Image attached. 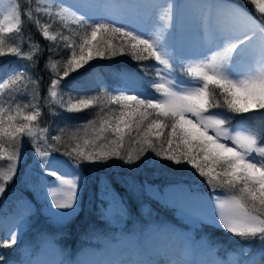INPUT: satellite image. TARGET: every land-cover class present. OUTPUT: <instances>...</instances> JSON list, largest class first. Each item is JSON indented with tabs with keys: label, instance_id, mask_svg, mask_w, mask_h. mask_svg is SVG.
I'll return each mask as SVG.
<instances>
[{
	"label": "snow or ice",
	"instance_id": "snow-or-ice-1",
	"mask_svg": "<svg viewBox=\"0 0 264 264\" xmlns=\"http://www.w3.org/2000/svg\"><path fill=\"white\" fill-rule=\"evenodd\" d=\"M32 3L33 0H28L23 13L19 4H13L0 19V34L15 32L23 44H29L31 37L26 40L23 31L24 17L37 26L43 40L51 42L47 49L29 44L32 50L25 53L20 43L5 47V40L0 36V57L15 56L32 62L8 70L6 77L0 80V93L7 90V96L0 97V149H3L5 142L11 148L6 157L9 162L7 170H0V197L17 176L25 137L32 142L44 174L56 176L61 186H67V190L59 194L58 187L45 189L52 207L66 210L73 209L77 202L79 178L65 180L49 170L47 162L51 154L62 153L76 167L82 163H106L112 159L122 160L129 165L138 163L142 159L139 152L135 159L131 154L127 158L121 155V142L125 134L131 136V131L139 134L140 129L145 127L148 133L155 131L157 137L166 135L169 146L175 139L182 150L165 154L157 151L151 140L145 141L144 149L151 150L160 160L195 168L198 176L204 178L209 186L211 198L218 201V207L222 209L218 221L221 227L233 236L252 238L261 245L255 256L242 252V258L236 264H264V146H260L264 143V131L260 133L259 140L255 134L230 136L227 130L229 120L210 114L212 109L217 108L238 115L264 110V0H245L258 14L251 19L233 8L226 9V16L218 14L210 17L204 13L210 12L212 6L184 0H139L137 3H127L126 0H82L79 5L67 7L63 6V0H55V11L53 4H42L36 0L35 7H32ZM81 9L86 12L77 16L76 12ZM189 10H193L191 14ZM221 11L218 9V13ZM88 13L100 18L92 19ZM68 15L73 16L75 24L83 28L78 44L63 32L50 34L51 22L57 18L63 21ZM119 16L127 17L128 22L117 26L115 19H105ZM42 17L48 20L41 23ZM145 27L152 33L147 38L143 31ZM99 33L118 36L122 43L115 47L111 39L98 41ZM124 48H128L134 60L154 59L169 71L173 60L180 63L181 69L185 68L184 61H189L187 74L199 81V85L177 89L173 84L166 86L165 82L153 81L155 92L161 94L163 99L124 92L113 96L111 102L120 106L119 114L114 115L111 121L105 120L101 128L102 132L111 130L118 138L115 141L117 147L111 151L96 145L87 150L72 148L61 152L55 143L60 141L59 135L52 137L54 143L49 144L47 149L42 148L41 138L47 139L49 129H40L34 123L41 116V105L39 102L25 105L17 102L29 93L32 100L38 101L35 87L40 83V78L31 74L33 66H38L39 59L43 58L45 69L51 65V71L56 73L46 90L45 103L51 109L57 103V89L61 81L66 80L70 73L79 71L94 58H113L125 54ZM62 49L70 50L71 54L64 63L61 76L56 72L57 64L52 57ZM160 78L164 79L162 76ZM60 104L64 106L63 102ZM92 106L103 108L99 98H92L69 101L64 110L79 112ZM152 115L156 119H150ZM164 118L169 121L167 125ZM165 128H170L167 134ZM85 144L91 145L92 141L86 140ZM254 154H258L259 158H253ZM197 157L200 162H197ZM0 158H4L3 151H0ZM105 180L100 182L101 192L116 201L119 194ZM124 186L132 195L140 192V184L132 177L126 178ZM148 187L152 186L145 184V188ZM32 188L40 190L37 185L30 186V190ZM168 188L186 191L185 186L179 183L170 184ZM218 189H228L233 194L229 199L221 200L216 194ZM194 198L199 199L200 194ZM117 202L125 204L122 197ZM17 243L18 236L13 232L0 243V247L13 248ZM4 259L0 255V260ZM140 264H144V261ZM202 264L215 262L205 261Z\"/></svg>",
	"mask_w": 264,
	"mask_h": 264
},
{
	"label": "trees",
	"instance_id": "trees-1",
	"mask_svg": "<svg viewBox=\"0 0 264 264\" xmlns=\"http://www.w3.org/2000/svg\"><path fill=\"white\" fill-rule=\"evenodd\" d=\"M16 1L20 5L21 13H23L26 10L28 0ZM230 1L238 3L255 17L258 16L253 7L245 3V0ZM35 4L36 2L33 0L32 7H35ZM22 19L25 39L31 37L29 44L47 49L51 42L41 38L36 25L28 21L27 18L22 17ZM47 20V17H42L41 23ZM51 23L54 35L63 32L65 36L70 37L72 42L79 43L83 34L81 26L59 20H54ZM0 36L5 40V47L20 43L25 53L32 50L29 44L21 42L15 32L11 34L2 33ZM112 38L121 41L118 36H109L108 39ZM70 54V50L62 49L58 55L52 57V61L57 64L56 72L61 76L64 63L70 57ZM45 55H47V52ZM29 63L32 62L18 59L15 56L0 57V79L7 75L8 70ZM155 63L154 59L136 61L129 52L113 58H94L85 67L70 73L66 80L61 81V86L58 88L59 104L56 103L51 109L48 108L46 114V111H43L44 104H46V90L50 85V81L55 78L56 73L51 71V65L46 70L44 59L40 58L38 66L34 65L32 70L34 76L40 78V83L35 87L38 101L32 100L31 93H29L19 98L17 102L21 105L39 102L41 109H43L38 121L34 123L40 129H49L51 123L58 125L56 130L53 129V133H47L46 140L43 137L41 138L42 148L47 149L49 144L54 143L52 137L59 135L61 139L55 143L60 147L61 152L72 148L87 150L96 145L111 151L112 148L117 147L115 141L118 138L111 130L102 132L101 128L104 126L105 120L111 121L114 115L119 114L120 106L112 103L111 99L108 98L109 93H107L108 90L106 91L105 85H112L114 78L118 76H140L146 94L154 96L158 94L153 86L158 71L154 67ZM186 75L183 73L181 76L178 73L179 77L188 78ZM92 98H99V103L103 105V108L92 106L79 112H68L64 110L65 108H59L61 107L60 102L64 103L69 100L75 102L79 99ZM4 106L7 107V104ZM221 110L217 108L211 111L221 112ZM23 111H27V109H23ZM232 117L235 120L241 118L250 120L230 121L231 128L235 123L244 122L248 124L246 126L253 133L259 136L264 131V110L261 113L255 111L242 115L233 114ZM150 119H156V116L152 115ZM164 123L167 125L169 121L164 118ZM164 131L167 134L170 128H165ZM86 140L92 141V144L86 145ZM146 140H151L155 149L165 154L182 150L177 146L178 141L175 139L173 144L169 146L166 135L157 137L155 131L148 133L145 127L140 129L139 134L135 131H131V136L125 134L120 149H126L127 155L131 154L133 159L137 155L136 151L142 157L137 163L141 167V173H127V177L136 178L137 183L143 187V198L138 200L136 195L129 193L126 186H124L127 178L123 177L125 173L107 169V162L100 167L92 163H82L80 167L83 177L78 191V212L69 224L65 234H54V238H52V235L48 236L49 243H45L43 239H40V237L45 236L41 235V229L42 226L47 224L48 214L51 211V201L45 189L50 184H54L57 178L56 176L45 175L41 169L40 161L31 156L19 172L18 178L15 179L14 182L16 183L10 184L6 193L0 199V243L7 239L18 225H24L25 230L18 235L16 246L13 248L0 247V255L5 257L4 260H0V264H23L25 259L36 264L48 256L56 258L63 264H83L92 258L106 255L111 248V252H115L123 245L135 248L147 247L164 236H192L196 241L203 240L205 245L200 254L214 252L226 261L233 260L237 262L242 258V252H247L249 256L257 255L261 248L258 241L252 238L244 239L233 236L225 231L221 225L220 227H213L210 221H201L200 231L192 232V226L179 215V209L174 205L172 199L167 196L168 185L171 184L167 180V172L169 170L176 171L175 173L180 172L183 179L179 182L187 188L191 195L200 193L208 195L212 199L209 186L204 182V178L198 176L195 168L186 164L175 165L170 161L160 160L155 157L151 150H145L144 143ZM9 147L10 145L5 142L3 149H0V151H3L5 155ZM51 155L73 162L60 152H54ZM127 155H125V158H127ZM197 162H200L199 157H197ZM2 165L4 166V161L0 158V166ZM164 166L167 168H163ZM157 171L159 174L162 172L164 174L155 176ZM43 176L46 177L43 178ZM102 179H106L105 183L110 182L115 193L119 194L116 201L122 197L125 202L124 205L120 204L124 216L121 224H114L109 218L113 200L109 196H104L101 192L100 182ZM145 184L152 187L145 188ZM32 185L39 186L40 190L36 191L35 188L30 190ZM217 192L222 196L233 194L228 189H218ZM189 211L195 212L194 210Z\"/></svg>",
	"mask_w": 264,
	"mask_h": 264
},
{
	"label": "rangeland",
	"instance_id": "rangeland-1",
	"mask_svg": "<svg viewBox=\"0 0 264 264\" xmlns=\"http://www.w3.org/2000/svg\"><path fill=\"white\" fill-rule=\"evenodd\" d=\"M49 1L50 0H40L42 4H49ZM226 1H229V0H226ZM14 2L15 4H17L16 0H14ZM9 3L11 4L10 0H0V19H3V14H6L7 4ZM233 3L236 5V7L233 5H229V6L225 5L222 8L225 11L227 8H233V9H237L240 12H242L240 10L242 9L243 11L245 10L248 13V15L250 16L252 15V13H250L247 9H245L238 3L234 1ZM50 4L54 5L53 7L54 11L57 10V8L55 7V3H50ZM63 6L66 7L64 3H63ZM82 12H86V10L81 9L79 12H77V16L80 15ZM88 14L92 16V19L100 18V17H97L95 14H92V13H88ZM244 15L246 14L244 13ZM251 17H255V16L252 15ZM74 19L75 18H71L68 15L65 18V20H63V22L78 26L75 24ZM105 19L106 20L115 19V21L118 23L117 26H119L121 23H124V20H122L120 17H105ZM56 20H59V18H57ZM143 31H144L145 38L151 35L150 32L146 31L145 29H143ZM4 34H11V33L5 32ZM50 34L54 35L52 29H50ZM108 38L109 36L104 33H99L97 35V40L100 39V41L107 40ZM111 40H112V44L115 47L120 46V43L122 41V40L118 41L119 39H113V38ZM127 49L128 48H124L125 53L129 52ZM187 63H189V61H184L185 68L181 69L180 63L176 60H173L172 69L169 71L165 69L163 65H159L156 62L154 67L159 71L160 75L157 76L155 82L157 83L165 82L166 86L168 84H173L177 89H180V88L187 89L190 87L198 86L199 81H196L194 78L190 77L187 74V71H186ZM178 73H180L181 76L183 73H185L187 74L186 76L188 78L179 77ZM31 74L34 75L33 72ZM133 75H136V74H133ZM161 76L164 78L163 80H161L160 78ZM5 77L6 75L0 80L4 79ZM105 89L106 91L108 90L107 93H109L108 94L109 99H111L115 95H119L121 92H124L125 94H128V95L140 94L145 98L163 99V96L161 94H156L154 96L147 95L143 87V82L140 76H118L114 78V83L112 85H109V86L105 85ZM6 96H7V90H4V92L0 93V97H6ZM46 99H47V96H46ZM59 100L60 99H59V93H58L57 103L59 102ZM69 101H72V100H69ZM69 101L64 102L63 103L64 106L59 107V108L60 109L66 108L67 103ZM49 103L51 102L49 101ZM44 106L45 108L44 109L42 108V109L44 112L46 111V114H47L49 107L47 106V103L44 104ZM261 111L262 110H258V113H261ZM227 113L228 112L226 109H222L221 112L220 111L210 112V114H217L221 118H227L229 120V124L227 125V130L230 136H235L238 133L243 134V135L255 134L258 136V140L260 139V136L256 133H253L249 129V127L246 126L248 124L244 122L235 123L232 126V128L230 126V121H249L250 119L241 118V119L235 120V118L232 117L233 113H228V114ZM42 122L44 123V121ZM57 128H58L57 124L51 123L48 133L49 134L53 133L52 132L53 129L56 130ZM31 143L32 142L28 138L26 137L24 138V142L22 145V161L20 163L19 171L17 173L16 178H18V176L20 175L19 172H21V170L24 167V164L31 156L34 159H38L36 157V154L34 152V149ZM229 143L231 142L229 141ZM260 146H264V144L261 143ZM10 150L11 148L9 147L6 154L4 155V158H2L4 161V166L3 165L0 166V170H4V171L7 170L9 162L7 161L6 157L10 153ZM120 152H121V155L123 156L127 155L126 149H120ZM136 152L138 153V151ZM253 158H259L258 154H254ZM108 162L106 166L107 169L118 170L119 173L123 172L125 173L123 177H127L128 176L127 173H131V174L141 173L140 171L141 167L138 166L137 163L129 165V164H125L124 161L119 160V159H112V160H109ZM92 164L100 167L102 166L103 163H92ZM47 168H49L51 171L55 173H58L59 176L64 178L65 180H72L77 177L79 178L78 179V190H77V200H78V191L82 184V177H83L81 167L80 166L76 167L73 162H70L64 158L51 155L47 162ZM163 168H167V167L164 166ZM175 172L176 171L169 170L167 172L168 173L167 180H169L171 184H174V183L181 184L179 180H182L183 176H181L180 172H177V173ZM163 174H164L163 172L159 174L157 171L155 173V176H159ZM45 177L46 176H43V178ZM15 179L10 184L13 185L14 183H16L14 182ZM10 184L7 185V188ZM48 187H53V188L58 187L57 188L58 194L61 191L67 190V186L66 185L61 186L60 181L58 179L55 180L54 184H50V186ZM143 192H144L143 187L141 186L140 192L136 195L137 196L136 199L141 200L144 196ZM196 194H200V193H195L194 195H191V193L187 191V188H186V191H172L169 189L167 196L170 197V199H172L174 205L179 209V212H178L179 215L192 226V232L200 231L201 221H206V222L210 221V224L213 225V227L215 226L220 227V224L218 223V221H219V217L222 212V209L218 207V201L214 199H210L208 195H203V194H200V198L196 199L194 198ZM216 194L220 197L221 200H227L232 195V194H229L227 196H222L218 192ZM77 204L78 203L76 202L73 209H66V210L54 209L51 204V211L48 214V218H47L48 221H46L47 224L45 226H42V229H41V233H42L41 235H45V236L40 237V239H43L45 243H49L50 239L48 236L52 235V238H54V234L64 235L65 232L68 230L69 224L72 222V220L74 219L75 215L78 212ZM189 210H192V211L194 210L195 212H190ZM122 214H123L122 206L117 201H113V205L111 206V212L109 214L110 220L113 221L114 224H121L122 219L124 218ZM24 231H25L24 225H18L14 232L18 236L21 232H24ZM204 245L205 243L203 240L196 241L192 236H187V237L186 236H181V237L165 236L159 240L152 242L150 246H147L145 250H142L140 252L138 251L137 248L128 246V245L120 246L119 249L115 252H111L112 248L110 247L111 249L106 255L101 256V257L92 258L84 262V264H127L126 262L129 260H133V258H135L134 261L136 262L137 255H141L142 257H144L146 254L150 256L152 254H155L158 250H161L162 248L166 249L168 251V254H171L172 256L177 258L176 260H173V262L169 264H202V262H205V261L215 262V264H236V262L233 260H229V261L223 260L220 256H218L214 252H210L204 255L203 254L199 255V251L203 248ZM194 249L196 250V252L194 251ZM23 264H35V263H32L30 260L25 259ZM38 264H63V263L59 262L56 258H53L52 256H48L47 258H44L42 261H40V263L38 262Z\"/></svg>",
	"mask_w": 264,
	"mask_h": 264
},
{
	"label": "bare ground",
	"instance_id": "bare-ground-1",
	"mask_svg": "<svg viewBox=\"0 0 264 264\" xmlns=\"http://www.w3.org/2000/svg\"><path fill=\"white\" fill-rule=\"evenodd\" d=\"M10 1H11V4L10 3L7 4V9L11 5L15 4L14 0H10ZM126 2L127 3H137V2H139V0H126ZM184 2L192 3V4H195V3H198V2H203V3H206V4L210 5V6H212L210 12L209 11H206L204 13L205 15H208L210 17H216L218 14H221V15L226 16L227 15V11H225L222 8L225 5H227V6L233 5V6L236 7V5L233 2L226 1V0H184ZM50 3H55V0H50L49 1V4ZM63 3L67 7L69 5H79V4L82 3V0H63ZM218 9H220L222 11L218 13ZM240 10L243 12V13L241 12L243 15H244V13L246 14L244 16L247 17L248 19H251L252 18L251 17L252 15L251 16L248 15V13L245 10L244 11L242 9H240ZM73 11H76V9L73 8ZM192 11L193 10H189V14H191ZM76 15H77V12H76ZM69 16L71 18H74L71 15H69ZM148 32H149V30H148ZM150 34H152V33L150 32ZM159 253H160V255L154 256V257L150 258L147 262L144 261V264H169V263H172L173 260H176L177 259L176 257L172 256L171 254H168V251L166 249H163L162 248ZM141 261H143V260H140L139 259V262L138 263L140 264ZM126 263L127 264H129V263L135 264V262L133 260H129Z\"/></svg>",
	"mask_w": 264,
	"mask_h": 264
}]
</instances>
